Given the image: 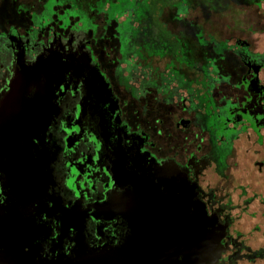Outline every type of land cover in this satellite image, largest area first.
Returning a JSON list of instances; mask_svg holds the SVG:
<instances>
[{
  "label": "flooded vegetation",
  "instance_id": "obj_1",
  "mask_svg": "<svg viewBox=\"0 0 264 264\" xmlns=\"http://www.w3.org/2000/svg\"><path fill=\"white\" fill-rule=\"evenodd\" d=\"M10 1L0 264L174 230L205 264H264V0Z\"/></svg>",
  "mask_w": 264,
  "mask_h": 264
},
{
  "label": "water",
  "instance_id": "obj_2",
  "mask_svg": "<svg viewBox=\"0 0 264 264\" xmlns=\"http://www.w3.org/2000/svg\"><path fill=\"white\" fill-rule=\"evenodd\" d=\"M62 227V226H61ZM63 229V227H62ZM172 232L167 237L160 234H155L153 238L156 241H152L151 236L146 232L136 239L135 246H138V251L132 252L131 258H126V253L106 252L107 257L104 258L101 255H93L90 252V247L85 243L84 237H80L77 241V247L74 248L72 255L66 259L68 264H103L105 259L106 264H116L119 260L122 264H205L203 253L196 252L188 248L179 247L175 237L177 235ZM93 249V248H91ZM124 257L120 258L119 256ZM133 260V261H132Z\"/></svg>",
  "mask_w": 264,
  "mask_h": 264
},
{
  "label": "rangeland",
  "instance_id": "obj_3",
  "mask_svg": "<svg viewBox=\"0 0 264 264\" xmlns=\"http://www.w3.org/2000/svg\"><path fill=\"white\" fill-rule=\"evenodd\" d=\"M15 2H16V1L14 0V1H10L9 4L7 3L8 7H9L8 10H10L11 7L15 5ZM10 5H11V7H10ZM9 13H10V14H13L12 11H9Z\"/></svg>",
  "mask_w": 264,
  "mask_h": 264
}]
</instances>
